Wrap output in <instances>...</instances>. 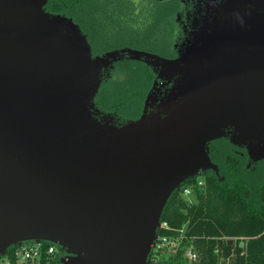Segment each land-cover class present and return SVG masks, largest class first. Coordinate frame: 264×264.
I'll list each match as a JSON object with an SVG mask.
<instances>
[{"label":"water","instance_id":"1","mask_svg":"<svg viewBox=\"0 0 264 264\" xmlns=\"http://www.w3.org/2000/svg\"><path fill=\"white\" fill-rule=\"evenodd\" d=\"M48 2L0 0V258L47 242L62 264H148L171 196L218 174L213 142L264 161V0H210L173 59L94 55ZM124 60L156 78L120 122L96 99Z\"/></svg>","mask_w":264,"mask_h":264},{"label":"trees","instance_id":"2","mask_svg":"<svg viewBox=\"0 0 264 264\" xmlns=\"http://www.w3.org/2000/svg\"><path fill=\"white\" fill-rule=\"evenodd\" d=\"M122 1L49 0L46 9L72 18L87 35L94 55L130 48L171 57L177 5L145 1L135 12L131 1ZM155 78L144 63L119 62L104 79L97 106L124 121L135 120ZM210 157L218 174L202 173L203 188L199 178L184 183L163 212L161 223L167 228L159 229L158 237L178 244L174 255L164 257L170 246L155 248L148 264H189L185 255L190 249L198 255L191 264H218L222 259L229 264H264V161L248 167L246 151L227 139L210 145ZM187 188L192 189L193 203L184 197ZM51 246L43 243L41 257L28 263L19 262L18 247H12L7 254L9 264H62L66 252L57 248L48 254Z\"/></svg>","mask_w":264,"mask_h":264},{"label":"flooded vegetation","instance_id":"3","mask_svg":"<svg viewBox=\"0 0 264 264\" xmlns=\"http://www.w3.org/2000/svg\"><path fill=\"white\" fill-rule=\"evenodd\" d=\"M124 1H122V3ZM129 1H131L135 12L138 11L139 4L140 3L142 4L145 1L146 2L157 1L161 4L174 3L177 5L178 10L175 15L176 24L174 27L175 36L173 38V54L171 57H164V58H169V59H173L178 56L179 50L188 40V38L190 37V34L195 30V26H194L195 21L198 20L200 16L205 14L207 5L210 2V0H129ZM216 1L220 2L221 0H216ZM122 49H126V48H122ZM124 61H129V60H124ZM115 66L113 69L105 73L104 79L106 77H110L111 72L115 70ZM162 91H164V89H162ZM117 118L119 119L120 122H124V120L120 119L119 117Z\"/></svg>","mask_w":264,"mask_h":264},{"label":"built area","instance_id":"4","mask_svg":"<svg viewBox=\"0 0 264 264\" xmlns=\"http://www.w3.org/2000/svg\"><path fill=\"white\" fill-rule=\"evenodd\" d=\"M198 178H199V182H198L199 186L202 188L205 187V182H204V180L201 179V176ZM184 197L189 201V203H193L192 189L191 188H187L184 190ZM164 228H167L166 223H161V226L159 229H164ZM231 240H233V243H235L234 239H227L228 242ZM166 246H170L172 249H174L178 246V244L176 242H170L168 240V238L158 237L156 244H155L153 249H155V248L156 249H162ZM56 251H57V247L51 246L48 249L47 253L48 254H54ZM41 254H42V244L37 245L35 243H33L32 245H28L25 243L21 247H18L17 251L15 252V256L17 257V259L21 263H28L30 261L37 260L41 257ZM185 256H186V259L188 260V262L190 264L193 262H196L198 260L197 253L191 249L187 251ZM3 260L5 261V264H9V260H8L7 256L5 258H3ZM218 264H229V260L222 259Z\"/></svg>","mask_w":264,"mask_h":264},{"label":"rangeland","instance_id":"5","mask_svg":"<svg viewBox=\"0 0 264 264\" xmlns=\"http://www.w3.org/2000/svg\"><path fill=\"white\" fill-rule=\"evenodd\" d=\"M153 86H154V83H152L151 84V87H150V89H149V92L152 90V88H153ZM148 92V93H149ZM143 107H144V103H143V105H142V110H143ZM99 108V107H98ZM251 166V165H250ZM250 166H248V167H250ZM174 249H169V251L164 255V257L166 258V257H168V256H173L174 255V251H173ZM0 264H5V261L4 260H1L0 261ZM190 264V263H189Z\"/></svg>","mask_w":264,"mask_h":264}]
</instances>
